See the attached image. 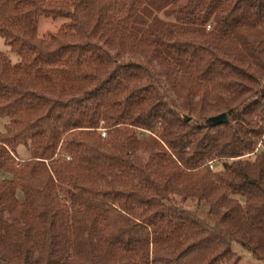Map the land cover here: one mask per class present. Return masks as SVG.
<instances>
[{
  "label": "trees",
  "instance_id": "16d2710c",
  "mask_svg": "<svg viewBox=\"0 0 264 264\" xmlns=\"http://www.w3.org/2000/svg\"><path fill=\"white\" fill-rule=\"evenodd\" d=\"M0 36V264H264V0H0Z\"/></svg>",
  "mask_w": 264,
  "mask_h": 264
},
{
  "label": "rangeland",
  "instance_id": "374dc122",
  "mask_svg": "<svg viewBox=\"0 0 264 264\" xmlns=\"http://www.w3.org/2000/svg\"><path fill=\"white\" fill-rule=\"evenodd\" d=\"M66 19L62 16H58L56 18H52L49 15H45L42 14L38 17L37 20V33L39 35L48 32V31H54L62 22H64ZM205 29H208L209 26L207 24H205ZM0 50L3 51L4 53L7 54V56L9 57L10 61H16L18 59L17 55L14 54L13 52L8 50V45H6L3 42V38L0 36ZM122 55L127 56L126 53H123ZM140 57H133V59L136 60H140ZM8 121V117L7 116H0V131L4 130V124ZM105 122L103 120H100L98 123V127L95 128L96 132L98 133V135H100L101 137L104 136V130L106 129V127H104ZM137 131V128H136ZM140 131L144 134H150L152 135V137L156 138V135H154L153 132H150L148 130H142L140 129ZM263 136L261 137V139H259L257 141V143L254 145V148L252 150V152L250 153H246L243 154V156H249L252 157L254 155L255 152L258 151H263L264 152V143L262 140ZM13 159H14V164L18 165L19 163H21L22 160L26 159L29 156V150L28 147L26 145H23L21 143H18L15 146V150L14 152H10ZM209 163L211 164V166H209ZM206 166L211 169H218L220 168V161L219 160H214V159H209L206 161ZM11 174L7 173V172H0V179L3 178H8L10 177ZM16 197L18 199L22 198V193L20 190H16L15 192ZM172 197L175 200H178L179 203L187 208V209H191L193 211L196 212V214L203 220H207V215H206V210H207V204L204 200L200 199L197 200L196 198H192V197H184L181 198L180 195H172ZM231 248L234 252H236L239 255V259L237 261L236 264H261V262L255 260L249 251H247L244 247H242L239 243L237 242H233L231 244Z\"/></svg>",
  "mask_w": 264,
  "mask_h": 264
},
{
  "label": "water",
  "instance_id": "95a60500",
  "mask_svg": "<svg viewBox=\"0 0 264 264\" xmlns=\"http://www.w3.org/2000/svg\"><path fill=\"white\" fill-rule=\"evenodd\" d=\"M187 119V117H185ZM227 120V116L224 111H220L218 113L209 115L205 118L204 122L208 125H213L221 122H225Z\"/></svg>",
  "mask_w": 264,
  "mask_h": 264
},
{
  "label": "built area",
  "instance_id": "2783aa9c",
  "mask_svg": "<svg viewBox=\"0 0 264 264\" xmlns=\"http://www.w3.org/2000/svg\"><path fill=\"white\" fill-rule=\"evenodd\" d=\"M209 166H211V164L209 163Z\"/></svg>",
  "mask_w": 264,
  "mask_h": 264
}]
</instances>
